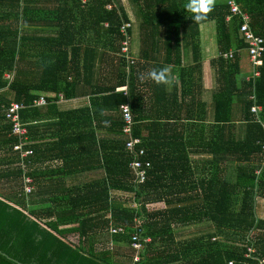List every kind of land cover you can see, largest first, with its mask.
Here are the masks:
<instances>
[{
    "label": "trees",
    "instance_id": "obj_1",
    "mask_svg": "<svg viewBox=\"0 0 264 264\" xmlns=\"http://www.w3.org/2000/svg\"><path fill=\"white\" fill-rule=\"evenodd\" d=\"M134 1L143 2L145 33L150 24L152 30L155 24L158 31L165 27L170 52L177 51L178 55L177 61L169 59V63H179L181 47L192 52V65L180 69L174 93L168 94L170 107L181 116H172L175 120L163 127L157 123L144 126L133 112L134 136L143 141L145 162L151 164L147 181L139 186L134 184L130 169L133 157L125 151L126 139L118 112L119 106L129 100L115 92V87L129 81L132 73L103 91L102 98L108 103L103 106L118 112L114 117V139L108 144L97 142L93 135L89 146L79 147L76 152L67 150L64 135L68 117L72 122L74 117L78 121L86 115L89 130L96 117L89 109L64 112L56 105L67 97V89L78 84L70 71L73 61L65 52L64 35H79L83 19L99 30L107 25L104 35L120 42L119 27L122 22H130L125 11L117 8L107 12L105 0H0V264H264V220L256 216L257 199L264 198V129L251 112L255 103L261 106L260 120L264 124V63L255 81L251 75L238 79L240 52L247 46L240 36L241 21L234 18L227 22V0L215 2L208 20L201 24L192 22L191 14L184 10L186 0ZM235 1L250 15L255 35L264 38V0ZM162 19L166 22L159 25ZM208 22L214 23L218 55L211 61L217 87L207 125L205 103L189 95L192 87H202L199 27ZM41 30L56 36H41ZM33 43L46 45L53 52L34 61L30 54ZM119 50L120 47L114 49L116 53ZM229 51H235L232 60L223 58ZM43 93L50 96L46 97L47 109L57 116V122L48 128L54 129L55 159L62 162L45 176L37 168L40 147L33 138L34 132L44 126L35 128L28 124L45 117L42 109L33 105ZM12 102L27 105L20 112L22 122L28 124L30 148L34 151L27 175L37 185L27 198L22 195L17 155L12 152L17 138L11 135L4 118V110ZM193 109L199 110L200 116H195ZM78 130L77 126L71 132ZM207 131L214 135L211 143L205 137ZM163 148L173 153L159 154ZM197 148L210 154L215 166L196 186L198 201L166 202L168 207L162 212L151 210L149 205L157 201L151 199L150 180L159 173L169 177V184H174L178 176L190 177V156ZM84 156L89 159L84 162L83 171H70L69 166ZM91 163H98L103 178L73 186L61 182L94 171L95 168L88 169ZM229 165L233 166L232 179H228ZM43 177L51 184L39 183ZM177 182L180 183L178 179ZM134 203L140 208L135 209ZM136 220L141 222V233L135 230ZM196 225L211 228L202 235L177 240V227ZM111 228H120L122 233L110 234ZM136 234L142 243L150 241L144 244L137 262V252L132 247Z\"/></svg>",
    "mask_w": 264,
    "mask_h": 264
},
{
    "label": "crops",
    "instance_id": "obj_2",
    "mask_svg": "<svg viewBox=\"0 0 264 264\" xmlns=\"http://www.w3.org/2000/svg\"><path fill=\"white\" fill-rule=\"evenodd\" d=\"M141 6V7H140ZM143 2L138 3L134 0H119L117 1L118 9H123L126 13L127 18L132 23L131 30V56L135 60V63L131 66H127L119 58L118 52L114 49H119V41L116 39L104 35V27L107 25L100 26V30L97 25L90 24V21L86 22L82 19V29L79 35L74 33H67L63 37L65 52L68 54V60L73 61L72 70H70L75 76V80L78 84L74 83L73 89H67V97L61 98L57 102V109L59 111H76L80 109H89L91 114L95 113L96 121L92 125V130L86 127L88 124L86 115H81V118L76 120L73 118L72 122L68 117L65 121L66 133L64 135L65 145L67 150H73L76 152L79 147L84 148L89 146V142L92 140L93 135L96 137L97 142L109 143L114 139V117L118 115L116 108L109 106H103L108 104L104 101L103 91L122 79L123 76L131 74V79L124 82L122 85L115 87V92L122 93L127 97V103H129L132 113H135L137 118H140L141 125L152 126V124H159L163 127L168 122H173L175 117L181 116V113L172 110L169 105L168 94L173 95L174 84L177 80L178 72L184 67L192 65V52L189 49H180L179 63H169V59L177 61V51L170 52L168 46V36L165 34V27H161L160 31L157 29L155 24V30L152 24L147 27V33L143 30ZM7 10V8H6ZM161 21V20H160ZM166 20L162 19L159 25L165 24ZM22 23V22H21ZM213 26L212 35L206 32L210 31L209 27ZM99 30V31H98ZM34 32H37L35 30ZM41 30V36L55 37L52 34H43ZM35 34V33H33ZM199 46H200V57L202 67V87L199 89L197 86L192 87L190 90L189 97L196 98L206 105V124H210L212 108V96L216 90L215 80V67L211 65V61L215 60L217 53V46L215 41V27L213 22L202 24L199 27ZM33 54V60H39L45 53L51 54L46 45L33 43L30 46ZM170 52V54H169ZM42 55V56H41ZM240 66L241 74L239 80L242 81L244 78H248L252 73V68L249 61V56L244 50L240 52ZM166 65H170L172 68V76L174 77V83L170 86L157 85L150 80L141 82L138 79L140 73H146L151 69H160ZM35 72H38L37 67H33ZM77 73L80 77H77ZM126 74V75H125ZM125 78V77H124ZM72 80V79H70ZM72 94V96H68ZM179 96V93H176ZM48 93H43L41 97H48ZM50 97V96H49ZM48 103L46 105L37 106L42 109L45 117L41 120H34L32 124L35 128L40 126L39 131L34 132L33 138L37 146L40 147L38 150V167L43 171L44 176L50 171H54L56 166H62L61 160L55 159L52 144L54 136V129L48 128L49 125L57 122V116L53 111H49ZM170 107V108H169ZM195 116H200L199 110L193 109ZM133 113V114H134ZM186 114V113H182ZM192 124L194 122L189 121ZM71 123H73L71 128ZM171 124V123H170ZM75 133L71 132V129H77ZM70 130L68 131V129ZM29 132V130H28ZM193 133V132H192ZM195 137H200L199 133H193ZM53 135V136H52ZM160 134L159 136H161ZM205 137L210 141L214 135L211 132H206ZM33 142V143H34ZM57 153V152H55ZM173 153L169 148H163L159 154ZM178 153V152H177ZM205 152L200 148L194 149L191 152V176L184 178V176H178L176 182L169 184V177L164 173H159L157 177L150 180L151 199L157 201L149 205L151 210L156 212H162L168 206L166 202H195L199 198V190L196 188L198 182L202 178L208 177L211 172L215 169L213 163L210 162L212 157L205 155ZM89 158L83 157L82 161H76V164L69 166V170L73 172H82L84 169V162ZM78 162V163H77ZM180 167L181 164H178ZM47 168V169H46ZM95 168L92 172L80 173L73 177L65 178L63 181L64 185L73 186L77 184H85L96 179L104 177V172L99 169L98 163H91L88 169ZM233 170V166L229 165V171ZM233 174L231 173L232 179ZM177 179L180 183L177 182ZM58 180V179H56ZM171 181V180H170ZM42 185H50L51 180L42 178L40 182ZM153 184V185H152ZM191 185V187H190ZM256 216L258 219L264 220V198H258L256 202ZM209 226L196 225L192 227L181 228L177 227L175 233L178 235L177 240L184 238H192L189 234L190 229L197 231V236L203 233L209 232ZM185 234V235H183ZM196 237V236H193ZM185 240V239H183Z\"/></svg>",
    "mask_w": 264,
    "mask_h": 264
},
{
    "label": "built area",
    "instance_id": "obj_3",
    "mask_svg": "<svg viewBox=\"0 0 264 264\" xmlns=\"http://www.w3.org/2000/svg\"><path fill=\"white\" fill-rule=\"evenodd\" d=\"M88 0H83L86 3ZM117 1L119 0H105L106 6L105 10L113 11L116 10ZM228 7L230 9V15L227 18V22L232 19L237 18L241 21L240 24V36L247 49V55L249 56L250 65L252 68V74L250 78L255 81L260 77V69L263 66L264 58V38L258 37L251 29V17L249 14L243 12L235 0H227ZM131 22H122L119 27L120 42H119V56L125 60L127 66H131L135 63V60L131 56ZM235 57V51H229L223 58L227 60H232ZM9 79L8 76H6ZM255 99V97H252ZM255 101V100H254ZM47 100L41 97L34 102L35 106L46 105ZM27 108V105L22 103L12 102L4 110L5 122L10 126L11 135L17 138V144L13 146L12 152L17 155V168L21 171V182H22V195L27 198L34 190L37 185L35 182L27 175L29 167L32 166V159L34 157V151L30 146L32 142L29 139L28 124L22 122L20 112ZM118 112L122 120V135L126 139L125 141V151L127 154L133 157L130 164V169L134 176L135 186L144 184L147 181L148 171L151 168L149 162H145L146 150L143 148V141L134 136V117L129 103L121 104L118 108ZM252 114L255 115L257 122L262 125L264 124L260 120V114L262 112V107L256 103L251 108ZM262 152L264 155V142L261 144ZM133 207L135 209L140 208V204L134 203ZM135 230L141 233V222L139 220L135 221ZM110 234L122 233L120 228H111ZM150 241L145 240L144 243L140 241L138 234H136L132 239V247L137 252L134 261H139V253L144 249V244H148ZM251 253V250L248 251ZM248 257V256H247Z\"/></svg>",
    "mask_w": 264,
    "mask_h": 264
},
{
    "label": "clouds",
    "instance_id": "obj_4",
    "mask_svg": "<svg viewBox=\"0 0 264 264\" xmlns=\"http://www.w3.org/2000/svg\"><path fill=\"white\" fill-rule=\"evenodd\" d=\"M215 0H186L183 8L187 13L191 14L192 22L201 24L208 20L210 13L213 11ZM138 79L141 82L150 80L157 85L170 86L174 83L172 76V68L166 65L160 69H151L146 73H140ZM264 129V128H263Z\"/></svg>",
    "mask_w": 264,
    "mask_h": 264
},
{
    "label": "rangeland",
    "instance_id": "obj_5",
    "mask_svg": "<svg viewBox=\"0 0 264 264\" xmlns=\"http://www.w3.org/2000/svg\"><path fill=\"white\" fill-rule=\"evenodd\" d=\"M218 0H215V2H217ZM209 29H210V31H208V32H206V34H210V35H212V32H213V26L211 25L210 27H209ZM189 234H190V236L191 237H193V236H197V231L196 230H194V229H190L189 230ZM183 235H185V234H183ZM183 239H190V238H187V237H185L184 236V238L182 237L181 238V240H183ZM72 240H77L75 237H72Z\"/></svg>",
    "mask_w": 264,
    "mask_h": 264
}]
</instances>
